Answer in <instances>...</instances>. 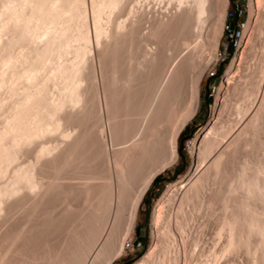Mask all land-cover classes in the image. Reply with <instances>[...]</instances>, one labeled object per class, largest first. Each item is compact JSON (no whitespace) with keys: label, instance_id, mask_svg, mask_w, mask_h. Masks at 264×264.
I'll list each match as a JSON object with an SVG mask.
<instances>
[{"label":"bare ground","instance_id":"bare-ground-1","mask_svg":"<svg viewBox=\"0 0 264 264\" xmlns=\"http://www.w3.org/2000/svg\"><path fill=\"white\" fill-rule=\"evenodd\" d=\"M262 4L250 6L244 33ZM227 6L0 0V216L23 212L0 235V264H112L123 255L144 196L178 161L179 137L199 112ZM242 59L226 70L193 166L154 208L156 241L133 264L188 255L222 264L239 249L264 264V57L246 73Z\"/></svg>","mask_w":264,"mask_h":264},{"label":"rangeland","instance_id":"rangeland-1","mask_svg":"<svg viewBox=\"0 0 264 264\" xmlns=\"http://www.w3.org/2000/svg\"><path fill=\"white\" fill-rule=\"evenodd\" d=\"M255 3V0H245V18H243V22L241 25V28L237 34V39L232 43L231 39L227 37V28L228 27V20L230 16V9L232 7V0H227V9H228V18L226 25L224 27V32L219 44V49L217 52V58L212 60L211 64L207 66L204 72V76L202 77L201 82V96H200V109L199 112L194 116L193 119L189 121L185 129L182 131L179 141H178V151H179V159L177 162L172 164L170 167L166 168L164 171L159 173L158 176L155 177L154 181L152 182L149 190L147 191L146 195L143 198V201L140 204L137 220H136V226L135 231L128 237V240L131 241L134 240V251L133 252H126V248L123 251V255L121 257H117L112 261V264H133L134 262L140 260L146 252L152 247V242L156 241V237L154 236V228H153V214H154V208L157 204V202L160 200V198L165 195V193L169 190L171 184H174L178 182L179 180L183 179L186 174L190 171L191 167L194 164V155H193V149L194 145L196 144L195 140H197L198 136L203 132L206 125L214 118V107L217 101V96L219 95L220 87H222V83L225 84V73L227 68L230 66L232 59L238 55L239 58H243L242 61H238L241 63V67L239 69H244L242 65L245 66V70H242V72L246 73L256 67L258 63H261L260 59H263L264 54V24H263V31L259 34L260 38L257 37V35L254 37V23L256 25V22L258 23L260 21V18L262 19L264 17V4H262V9L259 10L256 9L254 16L251 21V27L250 32L249 30L246 31L247 33H244L245 30V24L246 27H248V21L250 20V6ZM255 5V4H254ZM261 13V14H260ZM263 16V17H262ZM259 17V18H258ZM244 23V24H243ZM244 27V28H243ZM253 31V32H252ZM252 32V33H251ZM244 33V34H243ZM243 34V35H242ZM247 36H246V35ZM251 34V35H250ZM246 38H244L245 36ZM250 35V36H249ZM253 38H252V37ZM259 36V35H258ZM263 38H262V37ZM249 37V38H248ZM242 38L245 40L242 41ZM257 38V40H256ZM259 38V42L258 41ZM256 40V46L253 45ZM262 39V40H261ZM241 41V42H240ZM247 42V43H245ZM254 42V43H253ZM243 43L242 50H240L239 44ZM253 43V44H252ZM261 46H260V44ZM250 45L254 46V52L251 53V56H248V49ZM241 46V44H240ZM246 46V50L244 47ZM249 46V47H248ZM239 48V50H238ZM244 50V53H243ZM241 53V54H239ZM242 57H240V56ZM204 61V60H203ZM238 63V65H239ZM264 74L260 75V82L263 80ZM263 84V82H262ZM193 148V149H192ZM25 157V156H24ZM23 157V159H25ZM22 159V160H23ZM21 160V161H22ZM260 207V206H259ZM177 208V206H176ZM176 208L174 207L173 211H176ZM261 209V207L259 208ZM22 212V210H19L18 212ZM17 214H12V216L2 217L3 219H0V235L4 232V230L7 229V227L12 224V221H18V219L21 217ZM23 213V212H22ZM21 213V214H22ZM24 215V214H23ZM13 216H15L17 219L14 220ZM5 218V219H4ZM12 218V219H11ZM23 218V217H22ZM19 219V220H20ZM4 220V222H2ZM11 220V222H10ZM8 221V223H6ZM19 222V221H18ZM3 223V224H2ZM8 224V225H6ZM2 225V226H1ZM241 250V249H239ZM236 250V253H231L233 257H230L231 254L228 256V258L225 260H222V264H252L249 259L250 255L246 254V252L241 250ZM239 251V253H238ZM236 255H235V254ZM238 253V254H237ZM248 259V260H247ZM188 263H187V261ZM191 264L192 261L188 257L186 259H182L179 263L181 264ZM178 263V264H179ZM176 264V263H172Z\"/></svg>","mask_w":264,"mask_h":264},{"label":"built area","instance_id":"built-area-1","mask_svg":"<svg viewBox=\"0 0 264 264\" xmlns=\"http://www.w3.org/2000/svg\"><path fill=\"white\" fill-rule=\"evenodd\" d=\"M245 0H232V7L230 9V16L227 27V37L231 39L232 43L236 41L237 34L241 28L243 18H245ZM134 251V240L131 239L127 245L126 252Z\"/></svg>","mask_w":264,"mask_h":264}]
</instances>
